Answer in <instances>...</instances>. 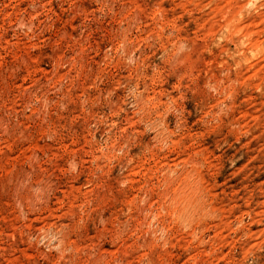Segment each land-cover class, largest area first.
<instances>
[{
	"label": "rangeland",
	"instance_id": "1",
	"mask_svg": "<svg viewBox=\"0 0 264 264\" xmlns=\"http://www.w3.org/2000/svg\"><path fill=\"white\" fill-rule=\"evenodd\" d=\"M0 264H264V0H0Z\"/></svg>",
	"mask_w": 264,
	"mask_h": 264
}]
</instances>
